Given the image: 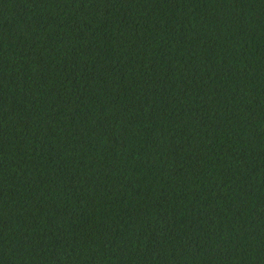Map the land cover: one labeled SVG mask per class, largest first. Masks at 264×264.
Returning <instances> with one entry per match:
<instances>
[{"label": "trees", "instance_id": "1", "mask_svg": "<svg viewBox=\"0 0 264 264\" xmlns=\"http://www.w3.org/2000/svg\"><path fill=\"white\" fill-rule=\"evenodd\" d=\"M0 264H264V0H0Z\"/></svg>", "mask_w": 264, "mask_h": 264}]
</instances>
